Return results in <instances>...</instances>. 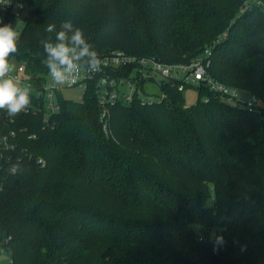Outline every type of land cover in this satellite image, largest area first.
Segmentation results:
<instances>
[{"label": "trees", "instance_id": "16d2710c", "mask_svg": "<svg viewBox=\"0 0 264 264\" xmlns=\"http://www.w3.org/2000/svg\"><path fill=\"white\" fill-rule=\"evenodd\" d=\"M17 2L9 59L32 78L49 72L46 25L71 21L99 57L188 65L209 50L208 75L258 103L200 85L187 106L188 87L161 82V100L108 108L110 135L90 84L80 102L58 95L46 127L42 109L0 110L15 133L0 149L2 264H264V0Z\"/></svg>", "mask_w": 264, "mask_h": 264}, {"label": "built area", "instance_id": "2783aa9c", "mask_svg": "<svg viewBox=\"0 0 264 264\" xmlns=\"http://www.w3.org/2000/svg\"><path fill=\"white\" fill-rule=\"evenodd\" d=\"M21 5L17 0H0V26L2 24L11 23L18 31L22 22L19 19ZM211 52L206 50L204 55L193 60L188 65L182 64H166L153 57H137L128 55L123 51H112L103 56L102 71L97 73H89L84 70V60L79 78L74 83H66L63 85L52 86V80L49 72L41 79L32 78L27 75L22 64L14 63L15 70L9 75L18 78L22 85H31V103L20 114H35L40 109L44 110L43 124L44 127L50 124L51 117L58 112L57 96L61 95L60 90L63 87H82L83 93L88 89L90 84L95 91L98 106L100 108V122L105 135H110L109 112L108 108L116 104H129L134 97L147 100L140 86L146 83L155 82L158 87L161 82L171 83L177 91L182 92L186 87H196L205 85L208 89L220 95L227 102L244 106L246 108L254 107L258 101L254 95H250L247 100L241 98L237 89L226 86L220 82L213 80L207 73L209 57ZM164 94L161 92V100ZM41 101V107L39 102ZM150 101V100H149ZM0 112V118L9 119L7 111L4 110L3 115ZM7 123L3 120V124ZM0 127V149L13 150L14 145L9 143V137H14L15 133H1Z\"/></svg>", "mask_w": 264, "mask_h": 264}, {"label": "clouds", "instance_id": "9594fccd", "mask_svg": "<svg viewBox=\"0 0 264 264\" xmlns=\"http://www.w3.org/2000/svg\"><path fill=\"white\" fill-rule=\"evenodd\" d=\"M2 23V20H0ZM47 33L55 31L53 43L51 36L41 41L44 52L47 54L45 64L49 70L52 86L74 83L80 75L84 60V70L89 73L102 71L103 61L98 56L92 44L84 36L80 28H74L71 21H64L60 30L55 24H47ZM67 32H71L69 37ZM20 33L11 23L0 26V110H6L10 117H15L24 111L31 103V85H22L18 78L10 73L15 70L14 63L9 57L18 52L17 42ZM222 241V237L217 238Z\"/></svg>", "mask_w": 264, "mask_h": 264}, {"label": "rangeland", "instance_id": "374dc122", "mask_svg": "<svg viewBox=\"0 0 264 264\" xmlns=\"http://www.w3.org/2000/svg\"><path fill=\"white\" fill-rule=\"evenodd\" d=\"M22 28L21 25L18 27V32ZM240 97L243 99H247L249 94L245 92H240ZM60 93L63 98L67 100H71L74 102H80L82 100L83 96V88L82 87H63L60 90ZM185 103L187 106L195 105L198 100V94L194 87H188L186 88L182 93ZM144 96L147 98V100L150 101H157L161 97V91L158 85L155 82H149L146 83L144 86ZM6 261L5 257H2L0 259V263H4Z\"/></svg>", "mask_w": 264, "mask_h": 264}]
</instances>
